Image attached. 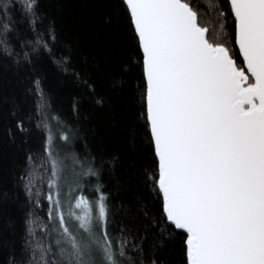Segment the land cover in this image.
Returning a JSON list of instances; mask_svg holds the SVG:
<instances>
[{
    "label": "trees",
    "instance_id": "obj_1",
    "mask_svg": "<svg viewBox=\"0 0 264 264\" xmlns=\"http://www.w3.org/2000/svg\"><path fill=\"white\" fill-rule=\"evenodd\" d=\"M193 4L243 66L227 0ZM217 9L226 14L223 31ZM35 11L39 19L33 23L24 0H0V264H24L29 227L42 239L41 225L51 232L55 223L48 217L55 206L46 199L54 191L48 186L49 138L55 157L72 156L95 173L82 178L67 203L60 197L64 208L78 192L90 200L103 193L109 235L124 238L123 230L143 250L129 252L135 264H187L186 233L166 221L156 184L143 52L126 5L38 0ZM94 260L102 264L99 254Z\"/></svg>",
    "mask_w": 264,
    "mask_h": 264
},
{
    "label": "snow or ice",
    "instance_id": "obj_2",
    "mask_svg": "<svg viewBox=\"0 0 264 264\" xmlns=\"http://www.w3.org/2000/svg\"><path fill=\"white\" fill-rule=\"evenodd\" d=\"M122 3L143 52L156 184L166 221L186 233L187 264H264V0H227L243 66L193 0ZM24 4L35 23L38 0ZM216 16L223 31L226 14L217 9ZM47 154L54 191L46 199L55 206L48 217L55 223L51 232L41 225L42 239L29 227L24 264H95L97 254L102 264H135L129 252L143 250L123 230L124 238L109 235L103 193L89 200L81 192L63 210L62 162L50 138Z\"/></svg>",
    "mask_w": 264,
    "mask_h": 264
},
{
    "label": "rangeland",
    "instance_id": "obj_3",
    "mask_svg": "<svg viewBox=\"0 0 264 264\" xmlns=\"http://www.w3.org/2000/svg\"><path fill=\"white\" fill-rule=\"evenodd\" d=\"M60 161L62 162V172L60 175V197H63V200L66 199L64 202L67 203L70 199L71 192L78 190L81 185L80 183L82 178L89 174L90 169L75 160L72 156L64 157ZM80 194L81 192H78L76 197ZM75 198L72 200V203H74ZM61 205L63 210H66L65 212H67L68 208H64L63 204Z\"/></svg>",
    "mask_w": 264,
    "mask_h": 264
},
{
    "label": "water",
    "instance_id": "obj_4",
    "mask_svg": "<svg viewBox=\"0 0 264 264\" xmlns=\"http://www.w3.org/2000/svg\"><path fill=\"white\" fill-rule=\"evenodd\" d=\"M237 47H238V45H236ZM142 50V49H141ZM240 57H242V56H240ZM242 60H243V57H242ZM158 159V158H157ZM170 223V222H169ZM179 230V229H178ZM179 231H182L183 232V230H179ZM184 233V232H183Z\"/></svg>",
    "mask_w": 264,
    "mask_h": 264
}]
</instances>
